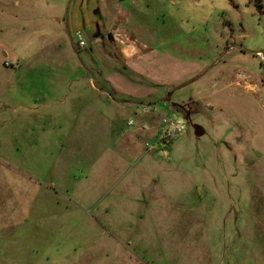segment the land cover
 <instances>
[{
	"label": "rangeland",
	"instance_id": "374dc122",
	"mask_svg": "<svg viewBox=\"0 0 264 264\" xmlns=\"http://www.w3.org/2000/svg\"><path fill=\"white\" fill-rule=\"evenodd\" d=\"M92 80L118 104L71 117L49 101ZM188 100L190 121L172 107ZM165 119L185 126L172 141ZM113 145L141 157L129 177L114 157L109 194L92 202L97 153ZM129 179L158 206L119 203ZM199 243L218 255L208 264H264V3L0 0V264H205Z\"/></svg>",
	"mask_w": 264,
	"mask_h": 264
},
{
	"label": "crops",
	"instance_id": "0c3cea01",
	"mask_svg": "<svg viewBox=\"0 0 264 264\" xmlns=\"http://www.w3.org/2000/svg\"><path fill=\"white\" fill-rule=\"evenodd\" d=\"M14 5L17 6L18 2L15 1ZM50 19H52L55 23H59L61 21L60 17H58L57 15H52ZM57 21H59V22H57ZM2 56L4 58L7 57V55H5V54H3ZM106 90H108V91L112 90L111 91L112 93L110 94ZM51 92H52L53 98L52 99L50 98L49 101L51 102V100H52V104L53 103H60V104H63L64 106L67 105L65 107L63 106V108H61L60 110L63 113L69 114V116H71V117L72 116L73 117H75V116L82 117L83 114H84V111L91 110V112H94V110H95L94 108L97 107L100 103H102L104 101L107 104V106L115 105V103L118 104L116 102V100L113 98V94H115L117 91L114 88H112L111 85L105 86V85L100 84L98 82H95L93 80H92V82H88V81H71L70 82V81H68V82H65L61 88H57V87L52 88ZM86 93H87L88 96H91L90 98L87 97V98H89L88 102L87 101H83V99L86 97ZM57 95H62L61 99L58 98ZM98 98L100 99V101H98V103H97L96 100ZM47 103L48 102L44 101V105H46ZM125 107L127 108L126 105L123 106V108H125ZM71 111H74V112L76 111L77 113H71ZM70 114H72V115H70ZM100 114H101V112L99 111L98 112V116H100ZM141 115L142 116L143 115H147V113L146 112L145 113L142 112ZM110 116H111V114H110ZM101 117H102V119L108 121L107 123L105 122V124H106L105 128H108L109 124L115 123V124L112 125V129H113V131L116 129L115 125H117V118H115V119L112 118V120H111L110 117L106 118L103 114H101ZM147 124H148L147 122H143L142 126L140 127V129L147 130V126H148ZM142 127H146V128H142ZM130 133H128V136H132V133L131 134ZM124 135H125V133H124ZM114 136L116 137L115 134H114ZM138 137L141 138V135L140 136L137 135V138ZM126 140H128V139H126ZM135 141H136V139H135ZM136 142H137V145L140 144L138 139H137ZM137 145H134V148ZM109 155H112L111 156L112 160H109ZM97 156L98 157L95 160L94 166L92 168V174L96 177L95 179L101 180V183L98 182V183L95 184V187H96L95 192H93V188L91 189L89 187V189H88L89 192L94 193L92 202L101 201L100 200L101 197H106L109 194L110 190L107 191V187L109 188V187L112 186L110 184V182H112L113 178H114V175H113V167H114L113 161H114V157H117L119 160H121V162L125 163L126 167H128L126 169L125 173L129 177L130 176V172H131V171H129V167H130V165H132V163H134V161H136L137 159H140L141 153H140L139 150L131 149V148H128V149L125 148V149L121 150L119 147L116 148V146L113 145L111 147L107 146V148H102L100 153H97ZM130 161H133V162L130 163ZM122 172L123 171H121V173ZM137 172H138V175H140V177L143 179V178H145V174L147 172V169L139 168V169H137ZM102 177H104L103 180H102ZM107 181H108V185H107ZM153 182L157 183L155 180ZM140 183H141V188L143 189L144 183L142 181ZM138 190H139V181H138V179L136 180V182L134 180H132V179H129V181H126L125 182V187L120 191V196H119L120 199L118 200L119 203H123V204H126V205L134 204L135 206H138V205L139 206H146V205L150 204V202H154V203L156 202L155 199L153 198L154 196L152 194H150L151 197H148L147 199H145L144 198L145 195L141 196ZM156 203H158V202H156ZM156 203H155V205H157ZM106 212H108L107 208L105 209L104 213H106ZM151 212H153L155 214L154 221L157 223V225L158 226H162L164 231H167L168 230V225H167V223L163 222L164 218H162L163 221L160 218L158 219L157 215H159L160 212L159 211H155V208H154V210H151ZM164 212H166L165 214L169 213L167 210L163 209V211H161V214L163 215ZM145 214H147V212L144 210V207H143V209L140 208L139 211L136 214L138 220H140V221H138L139 224L136 225V223L132 222L131 223V230H134L137 233L140 232V230L143 227L144 223L146 221H149V220H145L144 219ZM171 219H173V218H171ZM142 220H144V221H142ZM148 224L150 225V221L148 222ZM172 226H173V223H172ZM202 232L203 233H207L205 230L202 231ZM206 237H207V235H206ZM207 239H208V237H207ZM204 240L205 241H209V240H206V239H203V240H200V241L202 242ZM204 244H205V242H204ZM199 248H200V252L205 250L201 254H199V257H204V259H205L204 263L205 264H208L209 261L212 262V260L210 259V257H212V254H213V257L218 256L217 254L212 252L211 248L209 250V245H207V248L205 249L204 247L200 246V243H199Z\"/></svg>",
	"mask_w": 264,
	"mask_h": 264
},
{
	"label": "built area",
	"instance_id": "2783aa9c",
	"mask_svg": "<svg viewBox=\"0 0 264 264\" xmlns=\"http://www.w3.org/2000/svg\"><path fill=\"white\" fill-rule=\"evenodd\" d=\"M74 39L76 40L77 42V48L78 49H83L85 48V42L83 40V37H82V34H81V31H77L75 33V36H74ZM5 65L7 67H9L8 63L6 62ZM163 129L167 128L166 130H163L162 131V134L160 135V139L162 141H165L166 138H168V140H173V139H176V135L178 133H182V131L184 130V125L181 124V122H177L175 123V121H172V120H163ZM150 150V148H149Z\"/></svg>",
	"mask_w": 264,
	"mask_h": 264
},
{
	"label": "water",
	"instance_id": "95a60500",
	"mask_svg": "<svg viewBox=\"0 0 264 264\" xmlns=\"http://www.w3.org/2000/svg\"><path fill=\"white\" fill-rule=\"evenodd\" d=\"M172 107L173 108L175 107V109H179L180 111H183L185 109V105H180L175 103H172ZM185 119L187 121H190V117L187 114L185 115ZM192 131H193V135L197 138L202 137L205 134L203 127L199 125H192Z\"/></svg>",
	"mask_w": 264,
	"mask_h": 264
},
{
	"label": "flooded vegetation",
	"instance_id": "af4514ba",
	"mask_svg": "<svg viewBox=\"0 0 264 264\" xmlns=\"http://www.w3.org/2000/svg\"><path fill=\"white\" fill-rule=\"evenodd\" d=\"M169 97H170V94L168 93L167 99H169ZM180 105H185V109L182 112L184 113V115L187 114L191 118L192 110H194L195 102L188 100L184 104H180ZM177 110H179V109H177Z\"/></svg>",
	"mask_w": 264,
	"mask_h": 264
},
{
	"label": "trees",
	"instance_id": "16d2710c",
	"mask_svg": "<svg viewBox=\"0 0 264 264\" xmlns=\"http://www.w3.org/2000/svg\"><path fill=\"white\" fill-rule=\"evenodd\" d=\"M256 7L260 8L261 6H263L264 0H252Z\"/></svg>",
	"mask_w": 264,
	"mask_h": 264
}]
</instances>
